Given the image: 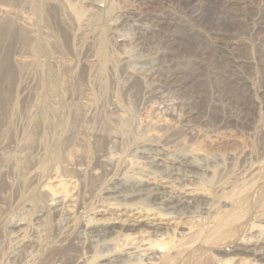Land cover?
Masks as SVG:
<instances>
[{
  "label": "rangeland",
  "instance_id": "374dc122",
  "mask_svg": "<svg viewBox=\"0 0 264 264\" xmlns=\"http://www.w3.org/2000/svg\"><path fill=\"white\" fill-rule=\"evenodd\" d=\"M0 147V264L76 254L113 183L156 153L211 161L214 210L243 188L258 210L264 0H0ZM56 177L73 197L53 213L41 190ZM85 248V264L103 257Z\"/></svg>",
  "mask_w": 264,
  "mask_h": 264
},
{
  "label": "bare ground",
  "instance_id": "6f19581e",
  "mask_svg": "<svg viewBox=\"0 0 264 264\" xmlns=\"http://www.w3.org/2000/svg\"><path fill=\"white\" fill-rule=\"evenodd\" d=\"M92 137L97 142L101 135ZM140 153L145 161L144 151ZM146 160L148 171L145 169V174L139 172L136 178L126 176L131 180L122 179L113 183L108 190L110 200L100 204L95 209L94 217L84 224L87 237L83 242H76L82 249L59 259L58 264H85L83 251L86 246L88 249H102L99 254L103 257L99 258L97 264H264V201L261 197H255L258 210L245 212L241 201L248 194L241 186L242 190L236 194L238 200H233V203L227 201L221 211L217 210L220 204L216 211L210 203L211 196L203 187L205 176L210 177L207 173L213 174L211 161L207 164V161L184 155L173 160V165L167 166L163 153H156V156L147 157ZM71 162L70 158L66 159L67 164ZM261 169L256 167L250 170L258 173ZM157 172L165 175L170 187L156 184L154 175ZM71 188L72 183L56 177L53 184L41 190L43 195L49 197L50 203L47 204L50 212H59L61 207L71 202ZM263 188L261 186L260 189ZM14 227L18 229L20 224ZM199 255H203V258H199Z\"/></svg>",
  "mask_w": 264,
  "mask_h": 264
}]
</instances>
